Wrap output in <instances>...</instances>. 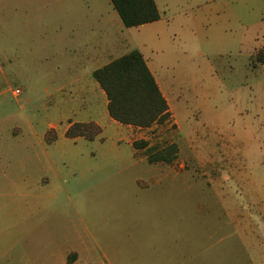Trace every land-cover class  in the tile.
<instances>
[{"label":"rangeland","instance_id":"obj_1","mask_svg":"<svg viewBox=\"0 0 264 264\" xmlns=\"http://www.w3.org/2000/svg\"><path fill=\"white\" fill-rule=\"evenodd\" d=\"M258 1L156 0L158 26L131 29L128 50L153 58L173 116L126 139L107 121L93 141L66 138L104 100H62L56 51L19 48L1 25L0 264H65L75 243L103 264H264ZM135 142L141 157L177 151L149 166Z\"/></svg>","mask_w":264,"mask_h":264},{"label":"crops","instance_id":"obj_2","mask_svg":"<svg viewBox=\"0 0 264 264\" xmlns=\"http://www.w3.org/2000/svg\"><path fill=\"white\" fill-rule=\"evenodd\" d=\"M258 5L264 10V0L258 1ZM160 20L135 28L154 30ZM1 25H7L9 34L15 35L19 48L56 51L54 61H58L64 68L65 75L57 89L62 100L85 101L96 92L104 100L107 111H103L101 116L92 118L88 116L89 111H84L78 114L84 118L68 121L66 131L72 124L91 122L105 129L104 121L117 126L124 139L130 137L129 133L142 130L120 124L110 117L107 96L93 77L96 70L131 52L128 50L131 42L129 32L134 28L124 26L111 0H0V28ZM17 43L13 47L9 46V49L18 48ZM261 47L264 49V45ZM134 50L143 54L172 113L170 100L166 95V92L169 94V89L150 62L154 61L153 58L147 56L143 49ZM69 73L72 74L70 78L67 77ZM133 158L135 161L150 163L147 156L141 157L137 153V149ZM71 252L76 254L74 261L69 258ZM88 253L85 243H75L64 251L65 264H103Z\"/></svg>","mask_w":264,"mask_h":264},{"label":"trees","instance_id":"obj_3","mask_svg":"<svg viewBox=\"0 0 264 264\" xmlns=\"http://www.w3.org/2000/svg\"><path fill=\"white\" fill-rule=\"evenodd\" d=\"M126 28H135L157 22L161 15L155 0H111ZM258 63L264 65V49L256 56ZM94 79L105 92L108 99L110 117L123 125L137 128H150L155 124H166L172 118L169 104L139 50L112 61L96 70ZM95 128L94 135H90ZM102 133L96 123H75L65 133L66 138H85L93 141ZM148 143H134L136 149L147 147ZM176 147L168 149L166 155L149 156L150 163L164 161L172 163ZM150 152V151H149Z\"/></svg>","mask_w":264,"mask_h":264}]
</instances>
